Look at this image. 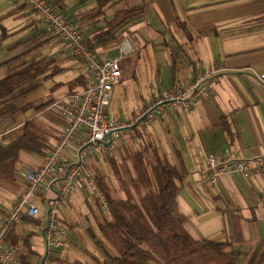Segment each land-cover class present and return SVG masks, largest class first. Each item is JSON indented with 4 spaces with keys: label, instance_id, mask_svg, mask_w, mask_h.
Here are the masks:
<instances>
[{
    "label": "crops",
    "instance_id": "crops-1",
    "mask_svg": "<svg viewBox=\"0 0 264 264\" xmlns=\"http://www.w3.org/2000/svg\"><path fill=\"white\" fill-rule=\"evenodd\" d=\"M142 2L140 13L114 29V40L105 38L96 43L102 58L117 54L118 44L124 39L131 48L122 60L124 76L111 91L108 115L128 120L162 89L185 85L195 74L211 70L206 77L209 92L207 96L199 94L190 111L178 108L162 120L136 128L134 133H124L115 152L95 153L89 168L93 175L101 172L105 176L114 196L137 200L138 193L130 182L135 177L131 156L147 146L145 155L151 162V151L156 148L158 154L185 172L177 181L174 211L182 218L186 232L196 240L229 242L236 264H244L247 254L264 242V172L249 177L225 174L210 183L203 157L208 152L221 154L226 150H234L242 159L264 153V0ZM63 4L85 38H92L105 24L103 20L94 23L101 18L90 16L93 0H63ZM0 26V77L13 67L34 61L42 71L19 89V96L32 95L36 110L17 121L15 112L0 119L2 142H8L27 121L41 139L36 148L20 149L16 180L0 185L1 214L24 188L28 172L45 158L59 137L64 119L49 104L70 92L71 80L78 76L85 79L86 68L70 45L52 34L25 4L0 0ZM63 155L73 160V148ZM113 162L119 168V179L113 175ZM57 186L58 181L36 192V198L42 201L40 212L34 217L24 216L12 227L6 244L21 252L15 264L23 259L24 264L41 263L47 206ZM108 218L86 187L77 189L58 208L64 241L55 255L67 262L77 259L99 264L103 255L93 234L115 252L100 230V224ZM24 230L29 233L23 234Z\"/></svg>",
    "mask_w": 264,
    "mask_h": 264
},
{
    "label": "built area",
    "instance_id": "built-area-1",
    "mask_svg": "<svg viewBox=\"0 0 264 264\" xmlns=\"http://www.w3.org/2000/svg\"><path fill=\"white\" fill-rule=\"evenodd\" d=\"M29 6L46 24L48 30L70 45L73 53L85 64L84 84L64 96L54 99L49 108L64 119L55 145L45 158L26 175V184L4 213L0 214V264H15L21 256L18 247L7 245L12 227L24 216H36L40 210L30 199L33 194L58 181L54 197L47 206L48 224L43 233L45 254L40 264H51L53 249L61 245L58 234V208L77 189L86 187L103 215H109V205L103 191L94 180L89 160L97 152H115L124 133H134L156 119L182 108L190 111L199 94L207 96L210 84L200 72L193 80L174 89L164 88L148 104L136 110L128 120L110 117L107 113L112 89L123 76L122 60L131 51L128 39L119 42L117 54L100 57L86 40L66 11L52 7L47 0H16ZM72 147L73 160L63 152ZM206 180L215 183L221 175L239 174L249 177L264 172V153L251 158H238L234 150L221 154L208 152L203 157Z\"/></svg>",
    "mask_w": 264,
    "mask_h": 264
},
{
    "label": "trees",
    "instance_id": "trees-1",
    "mask_svg": "<svg viewBox=\"0 0 264 264\" xmlns=\"http://www.w3.org/2000/svg\"><path fill=\"white\" fill-rule=\"evenodd\" d=\"M47 1L52 7L56 6L62 10L65 8L63 0ZM142 1L131 5L129 0H93L94 9L90 16L101 18L94 23L101 20L105 23L96 29L97 32L92 38H86L97 53L99 51L96 43L103 42L105 38L107 41L114 40V29L140 13ZM108 11L112 14L111 17L108 16ZM77 27L81 30L78 25ZM38 64L34 61L21 68L13 67L0 77V119L17 110L13 103L15 92L25 82L42 72L37 67ZM83 84L82 76L68 83L70 91ZM32 128L31 121H27L8 142L0 141V185L16 180L20 149H32L36 148V143L41 144V139L33 133ZM147 151L148 147L145 146L131 156L135 177L130 182L138 193L137 200L114 196L105 176L101 172H95L94 180L109 205V218L100 224V230L103 237L115 248V252L110 251L104 242L93 234L92 239L103 255L99 264H236V255L230 250L229 242L196 240L186 232L182 218L174 211L178 192L177 181L185 172L158 154L156 148L151 151L154 159L149 162L145 155ZM112 172L118 179L121 177L114 162ZM12 243L16 244V240L12 239ZM52 261L57 264H89L77 259L67 262L57 256H54ZM24 263L25 259L21 260L20 264ZM244 264H264V242H260L247 254Z\"/></svg>",
    "mask_w": 264,
    "mask_h": 264
},
{
    "label": "rangeland",
    "instance_id": "rangeland-1",
    "mask_svg": "<svg viewBox=\"0 0 264 264\" xmlns=\"http://www.w3.org/2000/svg\"><path fill=\"white\" fill-rule=\"evenodd\" d=\"M73 1H76V0H73ZM86 1H91V0H86ZM85 1H83L82 3H84ZM138 2H140V0H135V1H132L131 3L132 4H134V3H138ZM74 3V2H73ZM89 5V4H88ZM121 6V5H120ZM118 7H119V5H118ZM56 36V35H55ZM19 90H17L16 92H15V95H16V108H17V110L15 111V113H14V119H15V121H17V120H20L23 116L24 117H27V116H30L35 110H36V108H33V102H31L32 101V95H24V96H19ZM19 96V97H18ZM36 196H38V194L37 193H35V194H33L32 196H31V201L32 202H34L36 205H38V207H40V208H42L41 206H42V201L40 200V199H37L36 198ZM29 217H34V216H29ZM24 218V217H23ZM22 218V219H23ZM58 223H59V220H58ZM47 224H48V221H47ZM24 225V224H23ZM22 226V225H21ZM60 226V225H59ZM29 227V226H28ZM24 229H26L25 227H24ZM45 231V230H44ZM44 231H43V233H44ZM23 234H26V233H29L28 232V230H24L23 232H22ZM61 233H62V231L60 230V233L58 234V236H59V238H60V240L62 241V243H61V245L60 246H58V247H55V250L53 249V256L51 257V259L54 257V256H56L55 255V252H56V250L58 249V248H60V247H62V244H63V241H64V239L62 238V236H60L61 235ZM43 238H44V235H43ZM45 239V238H44ZM65 240H67V239H65ZM45 241V240H44ZM68 241V240H67ZM44 254H45V252H44ZM51 264H57V262H55V261H52L51 260V262H50ZM238 264V263H237Z\"/></svg>",
    "mask_w": 264,
    "mask_h": 264
}]
</instances>
